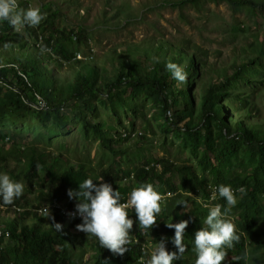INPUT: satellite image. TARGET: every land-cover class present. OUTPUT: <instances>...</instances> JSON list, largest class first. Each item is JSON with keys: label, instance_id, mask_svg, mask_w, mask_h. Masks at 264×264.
Segmentation results:
<instances>
[{"label": "trees", "instance_id": "trees-1", "mask_svg": "<svg viewBox=\"0 0 264 264\" xmlns=\"http://www.w3.org/2000/svg\"><path fill=\"white\" fill-rule=\"evenodd\" d=\"M199 1L184 0L178 5H194ZM206 1L226 3L233 8L246 7L264 15V0ZM28 4L20 2L19 7L27 9ZM53 18L55 13L48 14L38 26L21 29L0 21V51H3L0 53V123L16 126L33 118L50 134L48 140L55 141L58 153L14 146L7 154L0 155V169L7 172L11 161L20 174L8 172L9 176L14 180L22 178L29 192L34 187H49L38 200L40 204L48 203L35 211L41 214L44 206H50V211L56 213L55 223L64 225L67 216L56 203H64V209L75 210L72 202L77 201L69 199L67 190H78L79 182L91 179L85 171L88 166L84 163L88 162L73 164L61 155L65 136L78 126L83 143L98 144L111 156L106 169L102 167L106 157L99 160L102 169L97 173L98 181L92 179L94 183L103 180L113 190H119L122 202L133 187L152 183L163 196L161 212L152 229L141 230L134 210L128 211L134 225L128 252L123 256L113 255L100 247L95 237L89 238L78 231L76 225L82 223L80 219L67 221L68 227L61 231L45 229L43 222L20 227L15 223L19 219L6 222V226L0 223L3 231L0 264H104L105 261L145 264L150 255L147 257V247L143 249L139 240L148 237L156 244L166 238V250L177 252L171 242L175 230L165 225L182 220L189 222L184 237L187 250L174 264H195L194 234L204 226L208 214V209L196 197L209 201V206L220 204L222 211L227 209V218L240 235V240L226 249L222 264H264V128L249 123L253 118L254 100L264 90V46L249 45L250 56L234 60L228 69L230 74L221 69L197 94L192 89L202 77L203 61L182 46L159 44L145 50L142 60L137 59L138 50L127 49L117 52L109 62L105 59L102 66L96 65L76 59L79 46L89 40L88 31L82 27H55ZM6 43L11 47L5 49ZM168 62L184 69L186 83L172 78L166 70ZM66 65L76 67L70 81L59 76L58 71ZM193 96L198 99L197 107ZM39 98L44 108H40ZM231 110L236 118L230 115ZM148 115L153 122L160 119L159 128L166 135L174 134L179 149L187 156L177 161L163 157L153 160L154 164L143 161L132 170L126 150L119 145L131 141L135 147L153 144L148 139L152 132L145 129ZM241 116L244 119L240 120ZM138 118L142 119L143 132L135 126ZM6 139L15 145L14 129L0 131V140ZM118 154H121L119 158ZM221 184L230 185L236 192L235 206H228L215 193ZM240 188L244 191H237ZM23 199L24 195L13 204L18 206ZM182 200L190 208L178 205ZM21 212L20 217L38 215ZM89 252V261L84 262L85 253Z\"/></svg>", "mask_w": 264, "mask_h": 264}, {"label": "rangeland", "instance_id": "rangeland-1", "mask_svg": "<svg viewBox=\"0 0 264 264\" xmlns=\"http://www.w3.org/2000/svg\"><path fill=\"white\" fill-rule=\"evenodd\" d=\"M182 1L184 0H17L18 5L20 2H28L27 8H40L44 16L55 13V18H53L55 27L64 25L68 29L85 28L88 31L89 40L79 46V52L76 55V59L83 62H94L102 66L105 59L109 62L117 52L127 49L138 50L140 55L137 59L142 60L145 50L156 48L159 44L182 46L188 53L195 54L197 59L203 61L202 77L195 81L192 89V93L200 94L201 86L215 79L221 69L230 74L231 71L228 69L234 60L250 56L247 50L249 45L257 43L264 46V15L246 7L233 8L226 3L215 4L206 0H200L194 5L191 3L178 5ZM161 61L163 62V58ZM75 69L76 67L63 66L58 71L59 76L70 81ZM193 100L197 107L198 99L193 96ZM254 103L253 118L249 123L258 124L264 128V90L256 97ZM231 111L230 115L236 118L234 111ZM147 118L149 119V115ZM239 119H244V116ZM100 121L104 122V119L101 118ZM159 121L160 119L157 122L149 119L146 123L148 127L145 129H150L149 131L152 132L148 136V139L153 140L152 145L144 143L135 147L132 141L119 145L121 149L126 150L132 170L143 161L154 164L153 160L163 157L177 161V158L182 159L187 156L179 149L174 134L166 135L162 132V128L158 126ZM135 123V126L139 127L136 129L143 132L142 119L138 118ZM7 129H14L16 132V143L11 144V139L0 140V155L7 154L14 146L22 150L34 147L37 151L45 150L49 154L58 153L55 141L48 140L50 134L44 131V128L39 126L33 118L16 126L0 123V131ZM78 132L79 127L77 126L65 136L63 140L65 149L61 155L63 159L73 164L79 161L88 162L90 165L84 163L88 166L85 171L91 179L97 182V173L102 169L99 167V160L106 157L102 163V167L106 169L111 156L109 153L105 154L106 151L98 144L90 141L83 143ZM120 156L121 154L117 155L118 158ZM10 164L7 172L0 169V173L20 174L19 169L16 170L11 161ZM206 176L211 178L207 174ZM173 179L175 183H178L175 177ZM16 181L25 185L24 199L17 204L18 206L12 204L8 205L11 207H0V223L6 226V222L19 219L15 222L19 227L43 222L45 229H53L51 227L53 221L35 211L41 205L48 203L43 201L40 204L39 201L41 196L47 193L49 187H34L29 192L22 178ZM186 195L192 196L191 194ZM199 202L202 206L205 203L210 205L207 200H199ZM74 203L72 202V206L76 205ZM62 204L64 203H56L61 210L63 209ZM189 206L188 204L187 208H190ZM22 210L25 213H37L38 215L37 217H20L18 215L23 213ZM51 214L55 220L56 213L51 212ZM65 214L69 216V211L65 210ZM68 219L67 217V221ZM67 227L68 222L62 225V229L66 230ZM145 239L144 246L147 247L148 257L155 244L148 237ZM250 247L251 245H248V248ZM90 255V252L85 253L84 262L89 261Z\"/></svg>", "mask_w": 264, "mask_h": 264}, {"label": "clouds", "instance_id": "clouds-1", "mask_svg": "<svg viewBox=\"0 0 264 264\" xmlns=\"http://www.w3.org/2000/svg\"><path fill=\"white\" fill-rule=\"evenodd\" d=\"M44 18V14L38 7L24 9L19 7L17 0H0V21H6L13 28L36 27ZM10 47V44L4 45L5 49ZM156 62H159L158 59ZM166 70L176 81L187 82V73L181 66L168 62ZM24 188L25 185L22 182L12 179L7 173H0V199H2L0 207L12 205L23 195ZM237 191L243 192L244 189L240 188ZM215 193H218L228 206L237 204L236 192L230 185H218ZM215 193L212 196L213 199H215ZM67 196L77 201L75 210L60 209L64 214L65 210L69 211V216L65 214L69 218L68 221L74 218L80 219L82 223L76 225V229L89 238L95 237L100 247L117 256H123L128 252V245L131 243L130 230L133 228L134 221L129 217L128 211L134 210L139 229H152L157 224L156 216L161 212L163 200L162 194L155 189L154 185L145 182L133 187L128 198L122 202L119 190H113V187L103 180L96 184L92 179L79 182L78 190L68 189ZM196 199L200 200L199 197ZM178 205L185 208L187 201L182 200ZM203 206L208 209V214L203 221L204 226L194 234L195 264H222L227 256L226 249L232 248L240 240V235L237 234L234 223L227 218V209L222 211V205L209 206L205 203ZM50 208V206H44L40 210L41 215L53 221L51 227L55 231H61L62 225L55 223ZM188 223L187 220L166 223L167 228L175 230L171 242L178 251H167L166 238H162L155 244L145 264H174V261L179 260L187 250L184 237ZM149 239L154 242L152 238ZM135 242L138 241L135 240ZM145 242L146 239L139 240L143 249ZM104 264L108 262L105 261Z\"/></svg>", "mask_w": 264, "mask_h": 264}, {"label": "built area", "instance_id": "built-area-1", "mask_svg": "<svg viewBox=\"0 0 264 264\" xmlns=\"http://www.w3.org/2000/svg\"><path fill=\"white\" fill-rule=\"evenodd\" d=\"M39 106H40V108H44L45 107V104H44V102L39 98ZM3 234V231H2V229L0 228V236ZM140 262H144V259H140L139 260Z\"/></svg>", "mask_w": 264, "mask_h": 264}]
</instances>
